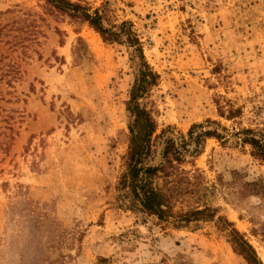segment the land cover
<instances>
[{"label": "rangeland", "instance_id": "obj_1", "mask_svg": "<svg viewBox=\"0 0 264 264\" xmlns=\"http://www.w3.org/2000/svg\"><path fill=\"white\" fill-rule=\"evenodd\" d=\"M73 1L131 20L160 74L141 99L167 130L150 162L195 123L223 135L202 138L184 167L264 264V193L246 186L264 161L241 142L244 128L264 141V0ZM137 72L130 48L54 18L44 0H0V264H246L213 222L178 230L116 207ZM216 100L242 114L221 117Z\"/></svg>", "mask_w": 264, "mask_h": 264}, {"label": "trees", "instance_id": "obj_2", "mask_svg": "<svg viewBox=\"0 0 264 264\" xmlns=\"http://www.w3.org/2000/svg\"><path fill=\"white\" fill-rule=\"evenodd\" d=\"M51 16L56 19L68 18L71 22L88 24L107 44H121L131 49L132 59L137 62V76L131 86L126 108L130 115L128 124V147L123 156V169L115 185L117 195L115 205L144 218L155 217L160 224L174 229H196L202 222H213L216 228L224 232L233 251L241 256L246 264H263L253 245L240 232L233 221L219 214V208L208 205L201 193L204 177L200 172L186 170L184 165L193 163L187 155L198 154L202 138L223 139L216 129L202 128L203 124H193L188 130L189 140L184 137L178 144L173 138H167L158 163L150 162L154 155V142L162 138L166 129L158 131V123L153 113L141 102L151 88L156 86L160 74L147 61L143 42L131 20L115 22L111 19L110 9L103 4L92 9L87 2L73 0H44ZM88 52L82 37L73 49L76 62ZM221 117L234 119L242 114L241 107H235L228 101L227 106L216 100ZM211 121L212 120H208ZM214 122V121H213ZM241 142L251 146V155L264 161V141L256 137V130L244 128ZM194 147H189L190 143ZM234 173H239L235 171ZM250 191L264 193V179L246 182ZM109 262L100 257L97 264Z\"/></svg>", "mask_w": 264, "mask_h": 264}, {"label": "water", "instance_id": "obj_3", "mask_svg": "<svg viewBox=\"0 0 264 264\" xmlns=\"http://www.w3.org/2000/svg\"><path fill=\"white\" fill-rule=\"evenodd\" d=\"M196 134H197V133H196ZM196 134H195V135H196ZM167 138H168V137L165 136L164 139H163V140H164V145H165V140H166ZM171 138H173L174 141L178 144V141H179V140H178L176 137H171ZM193 145H194V143H193Z\"/></svg>", "mask_w": 264, "mask_h": 264}]
</instances>
